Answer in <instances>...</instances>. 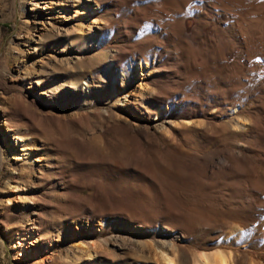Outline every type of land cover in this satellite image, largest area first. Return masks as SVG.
<instances>
[{"label": "rangeland", "instance_id": "rangeland-1", "mask_svg": "<svg viewBox=\"0 0 264 264\" xmlns=\"http://www.w3.org/2000/svg\"><path fill=\"white\" fill-rule=\"evenodd\" d=\"M84 1L0 0V264H264V0Z\"/></svg>", "mask_w": 264, "mask_h": 264}, {"label": "bare ground", "instance_id": "bare-ground-1", "mask_svg": "<svg viewBox=\"0 0 264 264\" xmlns=\"http://www.w3.org/2000/svg\"><path fill=\"white\" fill-rule=\"evenodd\" d=\"M218 1H220V0H218ZM86 2L84 0H73V3L72 4L68 3V6H72L73 8H75L76 9V13H77L76 15L78 16L79 19L83 20V22L78 26V29H77L78 31L76 32V37H77L76 41L78 43H83V46L86 49H92V47L95 46V41L94 40L91 41V42H85V41H86V39L88 37L94 35V33H93L94 29L93 28L97 24L98 21L94 17V14H95L94 9H92V6L90 4H88V3H86ZM167 2H168V0H167ZM219 4H220V2H219ZM64 9L67 11L66 7H64ZM68 12L69 11L63 12V16H62V20L64 21L65 26H66L65 30H67V29L69 30L68 16H66ZM62 29H63V27L61 28L60 26L52 28V34L51 35H55V33L59 34ZM142 64H143V62L140 60L139 65L136 66V68H135L136 71L138 73H140V75H143V72L145 70L144 69V65L142 66ZM146 66L148 67V63H146ZM124 79H125V74L123 76V81H124ZM91 83H92L91 79L88 80V83H86L87 86L81 90V94H79V92L78 93L75 92L74 96L79 98V104L84 105L86 103H89L91 98L94 97V88H92ZM84 86H85V84H84ZM51 88H53V89L49 93L50 97L61 96L60 95L61 93L59 94V91L56 90V88H57L56 86L55 87L52 86ZM138 88H139V90L138 89L137 90L140 91V93L142 95L144 93V90H146L148 88V85L147 84L143 85V84L140 83L138 85ZM72 91H74L72 89V85H69V86L64 85L63 88H62V92H64L66 96H69ZM172 93H174V92H172ZM135 94H136V92L133 91V95H135ZM133 97H135V96H133ZM126 99L127 100L123 103L124 107H130V105L133 104L134 102L130 101L128 98H126ZM179 107L180 106L178 105L176 109H178ZM151 110L155 111L154 115H155V117L157 119V118L164 117L168 113H170V111L172 110V107L170 105H166L165 107H154V105H151ZM26 153L29 154L31 152L29 150H26ZM260 194H261V203L260 202L259 203H260V206L264 207V190L263 189L261 190ZM28 239H29L28 236H22V237L17 238L15 240V242H13V247H14V250H15V252L17 254H21V255L25 254L24 253V245L26 244ZM157 249H158V257H159V259H162L165 262L164 264H176V256L174 254H172L168 249H166L165 247H158ZM85 250L86 249H84V251ZM87 252L89 253V251H87ZM195 264H232V259H231L230 256H227V255H225L224 253H222L220 251H215L212 254L201 253L200 256H199V259L195 262Z\"/></svg>", "mask_w": 264, "mask_h": 264}]
</instances>
